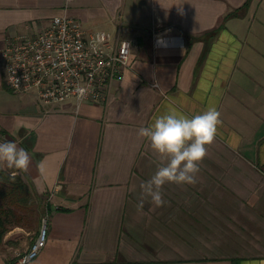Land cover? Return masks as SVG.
<instances>
[{"label":"crops","instance_id":"0c3cea01","mask_svg":"<svg viewBox=\"0 0 264 264\" xmlns=\"http://www.w3.org/2000/svg\"><path fill=\"white\" fill-rule=\"evenodd\" d=\"M63 14L129 40V65L105 103L44 105L8 89L0 59V143L29 154L20 174L49 203L26 264H264V0H0V51ZM209 106L223 125L196 183H167L162 206L138 209L161 164L138 130ZM22 229L0 264L28 248L13 243Z\"/></svg>","mask_w":264,"mask_h":264},{"label":"built area","instance_id":"2783aa9c","mask_svg":"<svg viewBox=\"0 0 264 264\" xmlns=\"http://www.w3.org/2000/svg\"><path fill=\"white\" fill-rule=\"evenodd\" d=\"M68 1V0H66ZM131 43L101 29L90 30L74 17L53 16L33 34L16 35L0 51L8 89L34 91L44 104L70 100L105 103L115 78L129 65ZM42 219L36 237L18 253L14 264H26L45 245Z\"/></svg>","mask_w":264,"mask_h":264},{"label":"clouds","instance_id":"9594fccd","mask_svg":"<svg viewBox=\"0 0 264 264\" xmlns=\"http://www.w3.org/2000/svg\"><path fill=\"white\" fill-rule=\"evenodd\" d=\"M156 43L165 46L161 36L156 38ZM222 125L220 111L215 106H209L192 117L171 111L158 116L150 126L141 127L138 136L148 141L161 164L154 175L141 184L138 209L144 207L145 199L149 197L155 207L162 206V188L167 183L194 185L208 146L214 143ZM30 163L29 154L16 143H0V166L14 169L10 179L14 181L17 175L27 172Z\"/></svg>","mask_w":264,"mask_h":264},{"label":"trees","instance_id":"16d2710c","mask_svg":"<svg viewBox=\"0 0 264 264\" xmlns=\"http://www.w3.org/2000/svg\"><path fill=\"white\" fill-rule=\"evenodd\" d=\"M10 173L0 166V244L12 227H30V221L39 222L49 209L46 196L35 190L25 174L13 181Z\"/></svg>","mask_w":264,"mask_h":264},{"label":"rangeland","instance_id":"374dc122","mask_svg":"<svg viewBox=\"0 0 264 264\" xmlns=\"http://www.w3.org/2000/svg\"><path fill=\"white\" fill-rule=\"evenodd\" d=\"M26 96L28 98L33 99V100H35L37 98V96H36L34 91H28ZM36 100L38 101L39 99L37 98ZM42 219H45L44 215L41 217L39 222H36V220H32V221H30L28 223L30 225V227H23L22 231L20 232L21 236L18 234V235H16L15 240H13L14 245H18L20 240L22 241V239L25 241V243H29L30 244L34 240V238L36 237V234H37L36 232H38V229H39V227L41 225Z\"/></svg>","mask_w":264,"mask_h":264}]
</instances>
